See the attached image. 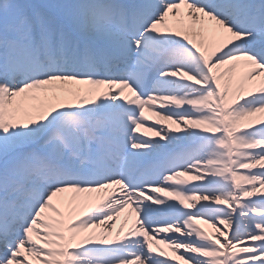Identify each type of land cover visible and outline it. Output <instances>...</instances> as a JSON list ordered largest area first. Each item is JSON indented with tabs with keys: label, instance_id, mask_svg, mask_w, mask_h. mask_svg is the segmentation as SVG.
<instances>
[{
	"label": "snow or ice",
	"instance_id": "obj_1",
	"mask_svg": "<svg viewBox=\"0 0 264 264\" xmlns=\"http://www.w3.org/2000/svg\"><path fill=\"white\" fill-rule=\"evenodd\" d=\"M0 264H264V0H0Z\"/></svg>",
	"mask_w": 264,
	"mask_h": 264
},
{
	"label": "bare ground",
	"instance_id": "obj_2",
	"mask_svg": "<svg viewBox=\"0 0 264 264\" xmlns=\"http://www.w3.org/2000/svg\"><path fill=\"white\" fill-rule=\"evenodd\" d=\"M201 227H205V228H207V225H203V224H201ZM209 231L211 230V229H208ZM162 247V246H161ZM165 251H167V249H165Z\"/></svg>",
	"mask_w": 264,
	"mask_h": 264
}]
</instances>
